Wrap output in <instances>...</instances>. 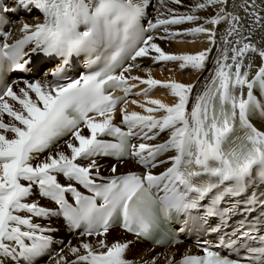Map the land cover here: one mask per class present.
<instances>
[{"label": "snow or ice", "instance_id": "snow-or-ice-1", "mask_svg": "<svg viewBox=\"0 0 264 264\" xmlns=\"http://www.w3.org/2000/svg\"><path fill=\"white\" fill-rule=\"evenodd\" d=\"M169 3L183 0H159L148 18L151 0H0V264H157L127 253L175 243L177 219L215 240L167 264H264V0ZM200 35L208 46L194 53L158 43ZM169 62L212 68L203 85L154 78ZM127 162L142 171L120 172ZM117 229L125 238L109 242Z\"/></svg>", "mask_w": 264, "mask_h": 264}, {"label": "bare ground", "instance_id": "bare-ground-1", "mask_svg": "<svg viewBox=\"0 0 264 264\" xmlns=\"http://www.w3.org/2000/svg\"><path fill=\"white\" fill-rule=\"evenodd\" d=\"M194 2H195V0H183L182 6H174L173 5L174 7H172L170 5V3L167 6L177 9V11L183 12V11H187V8L185 7L186 5H190ZM239 2H240V0H236V3H239ZM151 5L152 6L147 9V13H149V18H154L156 15V9H157V7H159V0H152ZM160 10L164 11L163 8H161ZM199 14L200 15H207L208 12L206 10V11H202ZM21 15H23V14H21ZM39 15L40 14L37 12L33 13V16H39ZM241 15H243L242 12H241ZM12 19H16V18L12 17ZM25 19H27L29 22H32V17H25ZM247 23L248 22H246V24H245L246 27H247ZM194 26H196V25L185 24V25H182L180 27L186 28V27H194ZM11 27H12V30L14 32L13 38H18L19 33L16 32V28L18 27V24L12 25ZM208 27H212V26L209 25ZM224 27H225V25H223V24L220 25L221 31H223ZM4 30L7 31L8 29H4ZM260 39H261V36H260L259 30H257V35L255 36V41H260ZM217 40L219 41V35L217 36ZM158 43H160L161 47L164 48L166 51L177 52V53L178 52L194 53V52L200 51L203 48L208 46L206 36H204V35L195 36V37H193V36L177 37L176 39H174L170 42L169 41H158ZM258 46H264V44H259ZM213 56H215V51L213 52ZM137 63H141L143 65V67H148V66L152 65V62L149 59L138 60ZM255 63H256V65H259L260 61L258 58L255 60ZM76 65H77V61H76ZM161 67H162V65H160V64H156V65L152 66V75L154 78L163 80V79H167V78L172 77V78H175L176 80L183 82V83H191V82L199 79L200 85H203L204 78L209 76V74L207 76H204V75L199 76L200 72L194 71L192 69L190 71V68L185 69L183 71H180L178 62H169L166 66L167 71H159L158 68H161ZM211 68H212V63L209 62L208 68H207L208 73L211 70ZM169 69H171V71ZM184 71L189 72L190 75L188 77L178 79V75L176 74V72L178 73V72H184ZM255 71H256V69L253 68L251 71L250 77H249L250 79H251V76L255 75ZM173 72H174V74H171ZM131 74L132 75L146 76V73L143 71V68L134 69ZM40 75L42 76L43 73H41ZM17 76H18V74H13L10 77H17ZM142 87H145V86L140 85L135 91H139L140 88H142ZM152 92L153 93L150 94L151 96L153 95L152 97L159 98V99H161L165 102H168V103L172 102L173 98L167 94L166 90L157 87ZM244 92L246 94V89L244 90ZM140 98H143V97H136L133 99L143 100ZM129 100H131V99H129ZM128 110L129 111H133V110L134 111H142L140 108L136 107L135 105H132L131 103L128 104ZM116 119H120L119 108H117ZM253 123L258 128L260 127V124L258 122L253 121ZM163 138H166V134L164 137H162V139ZM157 142H159V141H157ZM60 144H63V141H60ZM45 155H46V153H45ZM42 158L43 157H41V159ZM103 162L105 164L115 163V160L103 161ZM129 170H140V171H142V169H138L137 166L131 162H127L119 168L120 172H126ZM161 170H163V169L159 168V169H156L155 171L159 172ZM103 174L109 175V171L107 170V168L104 170ZM59 179L61 180L62 183L66 182V181H64L63 177H60ZM41 203L51 205V202H49L47 200H43V201H41ZM37 222L46 223L45 221H37ZM51 223H53L54 225L63 224L62 220L61 221L53 220V221H51ZM172 226L174 227V224ZM176 228H178V227H176ZM178 237L188 241L186 239L185 235L182 234V231H179ZM57 238L63 239L65 243L68 240H72V242L75 244L78 242V233L77 232L67 233L65 231V228H62L61 232L58 233ZM123 238H125V234L122 233L119 229H117V230L112 231V233L108 237V240H109V242H112L115 239H123ZM126 238L127 239H133V237L131 235H127ZM186 250H190L191 254H194V253L198 254L199 253L197 250H195L191 245H189L187 243H180V244H175V245H172V246H169L166 248H159V247H155V246H150L145 241L141 240L139 243L135 244L132 247V249L127 253V258L151 260L153 257H156L157 264H167V260L170 256H174V258L177 259L180 256H182ZM38 264H49L48 257L45 256V257L41 258L38 261Z\"/></svg>", "mask_w": 264, "mask_h": 264}, {"label": "rangeland", "instance_id": "rangeland-1", "mask_svg": "<svg viewBox=\"0 0 264 264\" xmlns=\"http://www.w3.org/2000/svg\"><path fill=\"white\" fill-rule=\"evenodd\" d=\"M151 2H152V0H151ZM172 7H174V6H177V5H174V4H170ZM174 5V6H173ZM202 41V40H201ZM162 68V67H161ZM161 68H158V70L159 71H167L166 69H167V67L166 66H164L163 68H165V69H163V70H161ZM78 70L80 71L81 70V68H80V66H78ZM181 71V70H180ZM190 71H191V69H190ZM181 73H186L185 71L184 72H176V74L178 75V79H182V78H184V77H188L190 74H189V72H187L188 74L187 75H185V76H183ZM171 74H174V72L173 73H171ZM13 75V74H12ZM22 86V85H21ZM156 93V92H155ZM153 96V95H152ZM140 99H143V98H140Z\"/></svg>", "mask_w": 264, "mask_h": 264}]
</instances>
